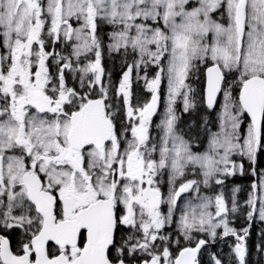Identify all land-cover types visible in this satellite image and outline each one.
Segmentation results:
<instances>
[{
	"label": "snow or ice",
	"instance_id": "1",
	"mask_svg": "<svg viewBox=\"0 0 264 264\" xmlns=\"http://www.w3.org/2000/svg\"><path fill=\"white\" fill-rule=\"evenodd\" d=\"M0 264H264V0H0Z\"/></svg>",
	"mask_w": 264,
	"mask_h": 264
},
{
	"label": "trees",
	"instance_id": "2",
	"mask_svg": "<svg viewBox=\"0 0 264 264\" xmlns=\"http://www.w3.org/2000/svg\"><path fill=\"white\" fill-rule=\"evenodd\" d=\"M243 180V181H242ZM238 183H241L242 185H244L245 187L251 182L249 179L247 178H244V179H241V180H238L237 181ZM247 193H242L243 196H245ZM257 231H258V228H257ZM252 240H255V235H253L251 237Z\"/></svg>",
	"mask_w": 264,
	"mask_h": 264
},
{
	"label": "bare ground",
	"instance_id": "3",
	"mask_svg": "<svg viewBox=\"0 0 264 264\" xmlns=\"http://www.w3.org/2000/svg\"><path fill=\"white\" fill-rule=\"evenodd\" d=\"M243 181V180H242Z\"/></svg>",
	"mask_w": 264,
	"mask_h": 264
}]
</instances>
